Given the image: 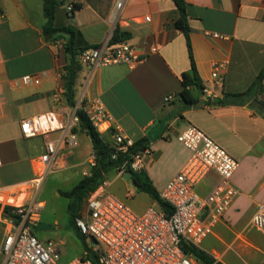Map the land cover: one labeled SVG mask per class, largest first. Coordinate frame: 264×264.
I'll return each mask as SVG.
<instances>
[{
	"label": "crops",
	"instance_id": "1",
	"mask_svg": "<svg viewBox=\"0 0 264 264\" xmlns=\"http://www.w3.org/2000/svg\"><path fill=\"white\" fill-rule=\"evenodd\" d=\"M115 2L68 0L56 11L55 24L80 31L89 45L106 43L119 26L130 34L124 41L147 56L134 68L126 64L92 68L81 63L74 86L76 106L82 95L85 102L99 99L126 136L135 142L147 140L150 155L145 156L140 171L148 175L159 193L191 157V151L177 140V134L188 126L197 127L224 148L239 163L232 178L239 194L199 248L215 264H240L234 262L235 257L243 264H261L264 251L258 257L252 256L261 248L251 231L261 233L252 218L258 207L264 206V118L250 107V102L215 105L205 101L246 92L258 80L264 69V0H185L194 61L204 86L203 92L193 91L199 100L197 106L187 105L179 96L181 77L190 71L191 61L186 37L174 27L179 17L174 0H127L117 22L112 20ZM73 3L83 7L70 17L67 7ZM46 22L43 0H0L2 208L37 198L53 172H64L68 180L78 183L91 169L92 142L86 133L78 132V145L61 148L54 169L40 187L35 183L43 172L40 158L46 150V139L42 135L24 137L21 122L40 117L43 131H50V139L57 141L62 133L59 128L67 124L75 108L67 104L64 95L65 39L48 41L43 34ZM153 48L157 49L154 53ZM217 62L225 63L219 71L222 81L212 77ZM24 75H42V80L39 85H19ZM260 88L258 97L264 102V76ZM168 96H173L172 100L165 101ZM108 127L105 123L98 130L107 141L114 142ZM79 135L84 138L79 140ZM87 142L91 144L90 153L85 151ZM113 172L114 179H106L110 193L113 183L127 174ZM219 182V175L210 171L194 190L206 198ZM126 196L130 200L134 194L129 191ZM127 200L123 201L129 205ZM151 201L149 207H158ZM11 228L10 218L1 209L0 264L4 261L3 243Z\"/></svg>",
	"mask_w": 264,
	"mask_h": 264
},
{
	"label": "built area",
	"instance_id": "2",
	"mask_svg": "<svg viewBox=\"0 0 264 264\" xmlns=\"http://www.w3.org/2000/svg\"><path fill=\"white\" fill-rule=\"evenodd\" d=\"M127 0H116V12L112 15L118 21L120 12ZM68 12L73 5L67 7ZM149 21V17H146ZM219 37V34H213ZM111 39V38H110ZM157 49L153 48L152 53ZM147 56L140 54L127 41L106 43L91 47L79 54V61L92 68L126 64L130 68L143 63ZM223 62L213 64L212 77L220 81V69ZM42 75H24L18 80L22 86L39 85ZM168 96L165 101L172 100ZM78 109L84 110L93 126L97 129L108 123L114 144L118 151L127 152L135 141L126 136L114 123L112 115L103 102L95 99L84 101L82 95L79 103L72 110L69 121L63 125L61 136L57 141L51 140L50 131H43L40 117L25 119L21 122L24 137L32 138L42 135L46 139V150L40 160L43 172L36 180L41 186L46 175L55 167L57 154L61 148H73L78 145V136L74 129L79 126ZM177 140L191 151V157L179 174L173 178L159 193L162 201L172 208L168 216L159 207H149L142 213L135 212L125 201L109 192V181L104 180L91 192L83 203L76 226L85 237L91 250L98 255L99 264H202L186 255L184 244L200 247L202 242L213 233L215 226L231 208L239 190L233 185L232 178L239 168V163L224 148L195 126H188L177 134ZM149 149L132 156L130 166L140 171ZM95 154L89 166H95ZM126 171V164L118 170L119 175ZM210 171L220 177L219 184L206 197H200L194 190ZM89 171L85 172L88 175ZM10 219L11 230L3 243V264H59L61 252L59 244L53 240H39L32 231V226L39 222L44 203L37 198L30 202L14 206ZM81 208V209H82ZM205 213V217L201 215ZM252 224L264 235V206L260 205L252 218ZM86 253L66 264H93ZM264 264V254L262 263Z\"/></svg>",
	"mask_w": 264,
	"mask_h": 264
},
{
	"label": "trees",
	"instance_id": "3",
	"mask_svg": "<svg viewBox=\"0 0 264 264\" xmlns=\"http://www.w3.org/2000/svg\"><path fill=\"white\" fill-rule=\"evenodd\" d=\"M178 11L179 17L174 22V27L181 31L187 41V47L189 51L191 68L190 71L184 73L181 77L182 89L179 96L189 106H197L199 100L195 97L193 91H204V86L199 77L197 67L194 61L192 45L190 41V27L187 19V6L185 0H174ZM44 13L47 22L43 28V34L45 38L55 40L59 37L65 39L64 50L66 53V65L64 67L65 73L62 76L63 85L65 88V99L70 107L76 106L74 86L78 73L82 70V64L79 61V54L88 48L98 47V45H89L83 38L80 31L74 29L71 26H57L55 24L56 11L63 3L62 0H43ZM73 10L69 12L70 17L82 9L83 4L73 3ZM130 34L123 31L117 26L111 36L110 42L117 43L129 39ZM264 76V69L261 72L258 80L246 91L240 94H227L224 100H214L208 98L206 104L215 105H228V104H246L250 102V107L254 111L264 118V102L258 97L261 91L260 84ZM232 98V101H229ZM77 115L79 117V126L74 129V132L86 133L93 145L96 164L90 169L88 175L82 177V179L73 186L71 190L62 191L59 193L61 196L69 199L68 210L71 215V223L75 227L77 234L82 238L84 242V251L86 258L90 259L93 264H99L97 253L93 252L86 242L85 237L80 233L76 226V219L80 217V211L84 201L89 194L96 190L99 185L108 178V175L113 171H118L126 164V173L130 175L133 185L136 187L138 193L149 196L157 206L164 211L168 216L172 212L170 205L161 200L159 192L153 186L148 175L144 171L133 170L130 166L132 156L143 152L148 149L147 140H139L135 142L127 152L118 151L114 142L107 141L103 135L95 128L87 115V113L78 109ZM3 209L5 216L10 219L17 218L12 214L14 206L6 205L2 208L0 204V210ZM186 255L193 257L202 264H215V260L208 256L199 247L186 245L183 246Z\"/></svg>",
	"mask_w": 264,
	"mask_h": 264
},
{
	"label": "rangeland",
	"instance_id": "4",
	"mask_svg": "<svg viewBox=\"0 0 264 264\" xmlns=\"http://www.w3.org/2000/svg\"><path fill=\"white\" fill-rule=\"evenodd\" d=\"M62 1L65 5L68 4V0ZM83 138V135H79V140ZM84 147L87 153L91 152L92 148L89 142H87ZM114 173L115 172L109 174V180L112 181L114 179ZM76 181L75 179L68 180L64 172H53L43 183L37 197L39 201L45 202V206L40 214L39 222L32 226V231L39 240H53L59 244L61 252L59 264H66L76 258L82 257L85 253L84 242L71 223V215L68 210L69 199L61 196L59 193L60 190H71L75 183H77ZM111 191L125 201L127 200L126 195L131 191L134 196L132 199L127 200V202L139 213L153 204L147 195L134 191L129 174H124L121 179L114 182L111 186ZM82 210L83 208L81 211ZM251 234L254 235L261 248V250L256 249L253 251L252 256L256 255V257H258L262 254V251H264V236L255 229H252ZM250 257H248V259H250ZM232 259L236 263L243 264L236 257ZM250 261L252 262L253 260Z\"/></svg>",
	"mask_w": 264,
	"mask_h": 264
}]
</instances>
